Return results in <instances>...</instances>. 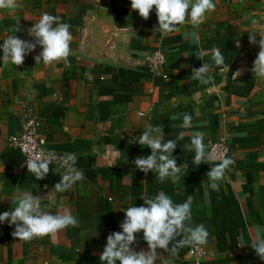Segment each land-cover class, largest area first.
<instances>
[{
    "label": "crops",
    "instance_id": "obj_1",
    "mask_svg": "<svg viewBox=\"0 0 264 264\" xmlns=\"http://www.w3.org/2000/svg\"><path fill=\"white\" fill-rule=\"evenodd\" d=\"M16 3L14 9H0V45L16 27L18 38L34 41L27 30L47 12L70 24L72 54L66 63L37 65L33 57L42 51L37 46L21 66L0 61V214L13 209L16 196L32 192L44 212L69 209L79 225L28 242L12 236L15 225L0 223V264H100L107 236L122 231L123 210L160 192L176 204L194 197L191 223L209 232L208 243L200 246L206 253L200 264H264L250 248L257 226L264 228V78L251 71L260 36L251 45L248 34L264 32V0H214L215 11L201 24L189 21L168 35L154 30L155 9L144 20L130 0ZM213 48L224 56L223 67L214 65ZM157 50L166 55L164 79L145 68L146 57ZM203 63L210 65L207 85L192 79V69ZM236 71L241 75L235 80ZM25 110L40 119L50 149L77 156L84 180L70 190L53 189L64 168L49 165L47 177L38 180L9 145V137L22 129ZM184 113L192 116L191 128L181 127ZM157 125L165 142L185 133L173 157L177 166L188 167L163 182L133 163L151 154L137 137ZM195 131L205 134L206 150L220 140L230 149L234 164L218 192L209 187L211 167L192 162L195 152L188 145ZM136 239L132 248L148 251L142 232ZM191 247L175 258L158 250L155 264L168 259L195 264Z\"/></svg>",
    "mask_w": 264,
    "mask_h": 264
},
{
    "label": "clouds",
    "instance_id": "obj_2",
    "mask_svg": "<svg viewBox=\"0 0 264 264\" xmlns=\"http://www.w3.org/2000/svg\"><path fill=\"white\" fill-rule=\"evenodd\" d=\"M131 9L137 11L144 20L149 19L150 13L155 9L158 19V28L163 35L179 31V26L191 22L193 26L201 24L208 13L214 12L216 5L214 0H130ZM16 0H0V9H14ZM70 24L61 22L59 16L43 13L38 22L29 28L28 34L34 41H25L14 33L9 35L0 45L4 64L11 63L21 66L25 56L33 52L37 46L42 51L33 57L36 64L45 66L58 62H67L72 54L71 43L73 35L70 32ZM249 44L256 45L257 34L259 52L252 66V74L257 78H264V32H250ZM198 59L201 57L196 55ZM212 61L217 67L225 65V59L219 48L212 49ZM210 65L203 63L198 69H192V79L207 85L211 82L208 76ZM89 75L90 74H86ZM241 75L240 71L233 74L236 80ZM91 78V77H90ZM182 128L188 129L192 125V116L182 114ZM179 117H173L176 119ZM164 130L161 125L148 126L142 135L137 137L136 143L145 145L151 149L147 157H137L133 163L136 169L147 175L150 171L156 174V180L163 182L166 178L176 179L183 168L188 164L177 166L173 152L177 147V141L184 139L185 133L178 134L176 140L164 141ZM205 134L201 131L191 133L189 150H194L192 161L196 165L206 164L214 159L213 155L206 151L204 144ZM118 152V150H117ZM59 161L65 169L60 182L54 185L56 192H66L77 182L84 180L83 170L78 169L77 156L74 153H64L57 156L53 152H39L31 154L26 159L25 165L28 172L34 174L36 179L44 180L49 174L51 163ZM234 164V161L224 155L220 163L212 166L207 172L209 187L213 191L220 190V181L224 179L226 171ZM126 178V177H125ZM39 197H34L32 192H25L15 197L12 201L13 209L0 214V223L8 222L9 226L15 225L12 236L19 241H32L35 238L54 236L68 227H78L79 221L69 209H64L56 214L44 212L40 207ZM143 205L128 206L124 211L125 219L119 227L122 231L110 233L107 236L106 246L99 256L100 264H155L158 250L169 252L172 258L178 255L180 249L185 246L200 247L208 243L209 232L205 225H192V206L194 197L188 196L186 201L180 204L173 202L172 198L164 192L158 193L154 198H144ZM143 233V240L148 246V251L136 252L132 245L137 243L136 235ZM179 238V239H178ZM171 245V247H170ZM243 246V245H242ZM250 248L254 250L260 260L264 261V228L257 226L256 238ZM163 264H172L168 259Z\"/></svg>",
    "mask_w": 264,
    "mask_h": 264
},
{
    "label": "built area",
    "instance_id": "obj_3",
    "mask_svg": "<svg viewBox=\"0 0 264 264\" xmlns=\"http://www.w3.org/2000/svg\"><path fill=\"white\" fill-rule=\"evenodd\" d=\"M166 63L167 60L165 53L157 50L151 52L146 57L145 68L151 77L164 79ZM40 127V119L36 117L30 110H25L23 114V125L20 133L12 135L8 139L9 145L20 152L24 162H26V159L29 155L39 152H53L58 157L63 155L49 148L46 138L40 132ZM206 151L211 153L214 157L212 161L207 163L209 167L219 164L220 158H222L224 155H227L228 157L230 155V149L224 140L209 144ZM50 165H58L61 167L59 161H57L56 164L53 162ZM189 255L190 259L195 264H200L201 260L206 256V253L201 247H191Z\"/></svg>",
    "mask_w": 264,
    "mask_h": 264
}]
</instances>
